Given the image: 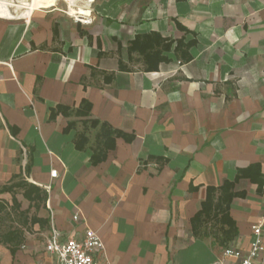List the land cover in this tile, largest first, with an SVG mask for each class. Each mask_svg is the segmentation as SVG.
<instances>
[{
	"label": "crops",
	"instance_id": "1",
	"mask_svg": "<svg viewBox=\"0 0 264 264\" xmlns=\"http://www.w3.org/2000/svg\"><path fill=\"white\" fill-rule=\"evenodd\" d=\"M57 10L0 17V189L26 180L48 194L16 190L33 229L18 228L14 250L0 241V264H52V215L63 239L97 231L111 264H229L225 248L247 252L257 223L264 240V184L236 180L255 164L264 177V0H97L83 24ZM84 100L90 115H77ZM58 105L68 114L52 118ZM90 119L133 139L93 164ZM225 181L233 228L222 213L195 227Z\"/></svg>",
	"mask_w": 264,
	"mask_h": 264
},
{
	"label": "trees",
	"instance_id": "2",
	"mask_svg": "<svg viewBox=\"0 0 264 264\" xmlns=\"http://www.w3.org/2000/svg\"><path fill=\"white\" fill-rule=\"evenodd\" d=\"M154 36V35H153ZM156 36V35H155ZM142 36H137L136 39L132 42L131 48L136 49L137 45L141 42ZM156 66H149V69H152ZM68 108L65 106L58 105L56 108L52 109L51 117L54 118L60 111L65 114H68ZM90 112V103L86 100L83 101L81 107L76 111L77 115L88 116ZM86 124H90L92 127L100 126L99 132L97 134V146L94 149V153L91 157L93 164H97L106 159L107 153L110 149L115 147L116 138L118 136H124L128 140H132L133 136H127L124 132L119 129L112 127L107 122H101L97 119H90L84 121ZM70 126V125H69ZM88 142V138L84 133H81L76 138V146L79 149L85 148V145ZM257 175V176H255ZM240 177H249L250 179L257 181L259 189L261 190L264 184V177L260 171L259 165H251L246 169H241L237 175V178ZM235 181H225L221 186L208 187L207 198L202 203L201 210L195 216L197 221L195 227L201 226L204 223V220L207 217H211L212 214L216 216L218 213H222L223 216L230 221V227L233 228V220L229 216V207L233 197L236 192L233 191ZM22 189L24 196L29 199L31 202L36 204L46 201L48 194L41 187L32 184L26 180H20L17 182H12L11 184L5 185L0 189V192H11L13 195V204L10 205L6 200L0 199V214L12 210L15 208H20V203L16 197V190ZM218 192V195H217ZM34 221H39L37 218ZM195 221V222H196ZM230 228V229H231ZM1 241L11 246V250H14V245L20 244L23 241V232L14 227L3 232L1 236Z\"/></svg>",
	"mask_w": 264,
	"mask_h": 264
},
{
	"label": "built area",
	"instance_id": "3",
	"mask_svg": "<svg viewBox=\"0 0 264 264\" xmlns=\"http://www.w3.org/2000/svg\"><path fill=\"white\" fill-rule=\"evenodd\" d=\"M51 176L57 177L58 171L52 170ZM73 219L75 221L79 220V214L76 213ZM253 234L254 238L247 252L233 246L225 248L224 256L232 257L236 260L229 264H256L255 262L264 256L262 223H257L253 226ZM45 248L55 256L52 264H111L105 254L104 242L97 231L87 229L81 239L74 237L63 239L61 232L55 225L53 215L51 216L50 234L47 237ZM209 264L227 263L224 260H218ZM260 264H264V262L261 261Z\"/></svg>",
	"mask_w": 264,
	"mask_h": 264
},
{
	"label": "rangeland",
	"instance_id": "4",
	"mask_svg": "<svg viewBox=\"0 0 264 264\" xmlns=\"http://www.w3.org/2000/svg\"><path fill=\"white\" fill-rule=\"evenodd\" d=\"M8 1L11 4L10 8L13 14L16 16V18L19 17L23 11V9L20 6L21 0H8ZM86 2L87 0H78L79 4H85ZM89 4H90V10L92 11V14H93V9L95 8V5L97 4V0L90 1ZM52 8L58 9L57 11L60 12L61 14L71 16L73 21L83 24V21L81 19H78L70 15V12L68 11L67 3L65 0H55ZM90 20L91 22L93 21L92 18H90ZM4 195L8 198L10 205H12V197H11L12 195L11 194H4ZM17 197H18V200L21 202L22 207L20 208L14 207V209L8 210L7 212H3L0 214V241H1V236L3 232H5L6 230L10 228H14V227L22 228L23 227L24 230L33 229V227H31L30 225H26L25 213L21 212L23 209H26L29 206V202L23 197L22 191L20 190L17 193ZM30 212H32V210H30ZM31 233H34L33 230Z\"/></svg>",
	"mask_w": 264,
	"mask_h": 264
},
{
	"label": "bare ground",
	"instance_id": "5",
	"mask_svg": "<svg viewBox=\"0 0 264 264\" xmlns=\"http://www.w3.org/2000/svg\"><path fill=\"white\" fill-rule=\"evenodd\" d=\"M67 3L68 11L70 15L81 19L83 22H90V16L92 11L90 10V1L87 0L85 4H79L78 0H65ZM13 2V1H12ZM55 0H21V8L23 9L22 14L19 17H29L32 15L33 11L51 8ZM15 4V3H14ZM11 4L8 0H0V17L4 18H16L13 14ZM14 6V5H13Z\"/></svg>",
	"mask_w": 264,
	"mask_h": 264
}]
</instances>
